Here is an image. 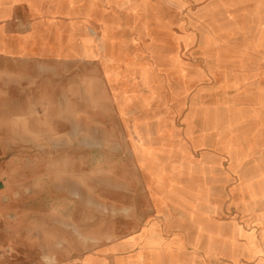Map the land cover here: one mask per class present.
Wrapping results in <instances>:
<instances>
[{"label":"rangeland","instance_id":"374dc122","mask_svg":"<svg viewBox=\"0 0 264 264\" xmlns=\"http://www.w3.org/2000/svg\"><path fill=\"white\" fill-rule=\"evenodd\" d=\"M82 1L83 12L114 38L102 55L106 77L110 79L115 69L112 61L124 63V74L131 76V59L145 60L139 81L155 97L171 94L174 121L168 115L139 112L141 105L121 83L111 82L110 93L98 61L33 62L0 73V264H53L89 251L103 239L117 238L128 204L144 202L146 188L182 190L186 194L166 201H203L209 212L221 211L223 225L231 222L244 235L258 236V226L236 209L248 211L239 190H264L256 181L264 175V162H257L263 160L260 131L233 129L221 110L207 132L190 118L200 115L199 101L209 110L232 111L231 102L219 104L223 77L211 65L221 52L260 55L262 48L252 44L256 41L264 48V0ZM56 9L68 12L63 6ZM126 28L132 33L130 48L120 46ZM185 35L190 36L188 47L181 45ZM179 59L188 69H178ZM196 68L203 76L191 88L187 82L197 76ZM226 80L232 81L230 75ZM225 98L231 99L229 93ZM130 112L134 114L129 119ZM192 133H205L206 146L229 155L227 172L236 180L231 196L229 190H218L224 184L218 176L227 181L228 174L216 166L204 163L201 176H188L178 139ZM218 135L222 139L216 144ZM238 145L246 146L242 159L258 153L251 157L255 162L234 163L232 153ZM190 190L199 192L192 195ZM218 195L220 201L213 202ZM191 218L197 225L196 240L207 235L204 246L210 264H264V230L260 242L239 245L231 225L206 226ZM261 220L264 223V215ZM242 238L238 243H244Z\"/></svg>","mask_w":264,"mask_h":264},{"label":"crops","instance_id":"0c3cea01","mask_svg":"<svg viewBox=\"0 0 264 264\" xmlns=\"http://www.w3.org/2000/svg\"><path fill=\"white\" fill-rule=\"evenodd\" d=\"M83 5L82 0H0V73L12 72L19 65L33 62L44 64L45 61L54 63L98 61L110 93L111 82L115 85L121 83L133 101L141 105L142 109L139 108V112L142 110L150 112L158 118L168 115L173 122L175 111L170 104L173 102L171 94L166 92L162 98L155 97L150 87L139 81L138 72L145 66V60L136 57L131 59L130 65H135L131 76L124 74V63L119 60L112 61L110 66L115 69L110 79L106 77L102 66V55L107 54V51L104 52L107 45L113 46L114 38L98 20L83 12ZM59 6H63L68 12L57 11L56 8ZM122 33L125 38L122 37L123 42L120 46L130 48L132 33L128 28ZM182 38L181 45L184 47L186 43L188 47L191 41L190 36L185 35ZM252 46L262 48L259 50L261 51L259 56L254 53L226 54L221 52L216 64L211 65L212 70L218 69L223 77L219 104L231 102L232 111L225 107L209 110L199 101V108L196 109L200 115L194 118L191 116V124L201 123L204 125L202 129L207 132L213 126L214 117L221 110L225 119H229V125L233 129L256 128L260 131L261 139L264 140V102L256 100L264 99V48L256 41ZM179 60L178 69H185V63ZM178 69L173 68V71ZM196 71H198L197 76L187 82L191 88L195 80L203 76L197 68ZM228 75L232 81L226 80ZM253 79L255 82H252ZM227 93L231 97L229 101L225 98ZM195 95L198 96V91L191 95L189 105ZM111 96L113 98L112 94ZM132 109L129 107V110ZM133 114L130 112L128 118H132ZM120 121L123 124L121 118ZM221 139L222 135H218L216 144ZM178 140L183 144L185 151L183 163L186 166L185 170H189L190 179L196 180L201 176L203 165L207 163L212 169L216 166L218 171H225L228 174L227 181L225 177L218 176V180L224 182L218 190H229L236 185L235 175L227 172L229 155L220 151V154H217L215 147L206 146L204 143L208 139L206 140L205 133L200 135L192 133L188 136L184 134V139ZM245 147V145L236 147L232 153L234 163L247 166L255 162L251 157L258 153H252L249 155L250 158L242 159ZM260 150L263 160H257V162L262 163L264 162V149ZM195 154H199L201 158L194 160L192 157ZM224 163L226 165L222 166ZM136 164L144 181L141 165L137 160ZM230 181H232L231 186L225 187V183ZM256 181L264 184V175L258 176ZM190 191L192 195L199 192V190ZM239 191L243 193L248 204V211L242 213L241 210L235 209L258 226L259 235L246 236L235 224L229 222L226 225L233 227V240L237 244L246 245L251 241L258 243L264 230V223L261 220L264 215V190ZM228 193L231 196L230 190ZM180 194L186 193L182 190L161 191L146 188L144 202L128 204L129 213L121 220V230L116 233L117 238L103 239L93 249L77 253L70 258L59 259L53 264H210V255L207 247L204 246V242L207 243V235L202 233L196 240L197 225L194 224L191 216L193 215L197 220L200 219L206 226L223 227L226 225L220 221L222 213L217 210L209 212L208 207L201 203L203 201L182 204L166 201L167 197L175 200ZM220 198L221 196L218 195L213 202L220 201ZM239 238H242L244 243H238ZM195 240L197 241L196 247L192 245ZM261 253L263 252L257 255Z\"/></svg>","mask_w":264,"mask_h":264},{"label":"bare ground","instance_id":"6f19581e","mask_svg":"<svg viewBox=\"0 0 264 264\" xmlns=\"http://www.w3.org/2000/svg\"><path fill=\"white\" fill-rule=\"evenodd\" d=\"M115 54V53H114ZM113 57H115V56H113ZM133 107V106H132ZM174 165H176V164H174ZM173 165V166H174ZM176 168H177V165L175 166ZM175 167H173L172 169H174ZM167 175V174H166ZM175 178V177H174ZM170 179V178H169ZM172 180V179H171ZM163 185V184H162ZM172 186V185H171Z\"/></svg>","mask_w":264,"mask_h":264}]
</instances>
